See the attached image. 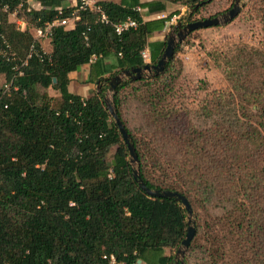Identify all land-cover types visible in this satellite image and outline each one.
<instances>
[{
    "label": "trees",
    "instance_id": "1",
    "mask_svg": "<svg viewBox=\"0 0 264 264\" xmlns=\"http://www.w3.org/2000/svg\"><path fill=\"white\" fill-rule=\"evenodd\" d=\"M69 1L24 7L31 23L20 30L7 15L25 0H0V73L11 82L0 92V264H106L103 255L111 254L136 264L147 251L159 254L156 264H172L186 233V211L173 198L148 196L138 186L102 90L105 78L147 63L146 46L148 63H156L167 37L147 39L178 13L144 20L137 6L152 13L177 3L192 16L213 8L214 0H101L111 22L130 17L138 26L118 34L111 23L96 21L95 10H80L73 27H53L45 53L31 29L69 16ZM262 4L254 0L256 10ZM5 37L21 60L3 53ZM92 54L98 57L88 80L103 86L84 97L69 90L68 74ZM222 59L229 87L208 92L194 110L178 102L182 70L174 56L161 73L124 79L112 97L124 125L123 90L144 107L140 136L125 125L140 178L150 188L184 194L192 207L195 233L184 264H264V48L238 46ZM38 86L55 88L59 106Z\"/></svg>",
    "mask_w": 264,
    "mask_h": 264
},
{
    "label": "rangeland",
    "instance_id": "2",
    "mask_svg": "<svg viewBox=\"0 0 264 264\" xmlns=\"http://www.w3.org/2000/svg\"><path fill=\"white\" fill-rule=\"evenodd\" d=\"M232 3L233 0H214L211 3L213 4V8L206 6L192 16L190 14L191 10L187 6L179 4L181 8L177 10L180 14L179 19H181L182 23H185L192 19L207 17L216 12L220 14L230 8ZM238 4L240 12L230 22L224 25L194 30L176 45L174 57L181 62L182 70L181 75L176 81V92L181 95L178 102H182L190 110L197 108L208 92L215 89L223 90L229 87L222 69V54L228 53L231 49L238 46L264 48V4L261 5L260 10L254 8V0H239ZM34 5H37L36 0H25L23 5L20 4L13 12L8 13V21L13 23L17 29H24L26 24L31 22L25 18L23 9L24 7H33ZM172 26L173 24L169 26L168 31L171 30ZM31 31L34 36V28ZM42 42L45 47L48 46L47 41L42 40ZM6 43H8V40ZM6 53L17 59H22L12 46L6 48ZM7 81L4 74L0 73V92L5 88V84H8ZM102 86L101 84L97 87L95 83H91L90 92H94ZM37 88L41 92L44 91L43 93L46 94L45 98H47V101L54 108L59 106L61 99L55 88L49 87L48 89H44L41 86ZM102 96L113 99L112 92L108 88L102 90ZM119 110L131 134L140 136L147 121L144 115L145 110L141 102L127 89L123 90L119 95ZM192 117L197 118L198 121H202V117H196L194 114H192ZM115 148L116 145L110 148L107 155L109 159H112ZM199 213L201 217H204L206 214L202 210H199ZM192 219L195 226L193 213ZM165 250V252L168 251L167 249ZM158 255H152L151 258L156 261ZM190 261L191 263L198 262L196 259H190Z\"/></svg>",
    "mask_w": 264,
    "mask_h": 264
},
{
    "label": "water",
    "instance_id": "3",
    "mask_svg": "<svg viewBox=\"0 0 264 264\" xmlns=\"http://www.w3.org/2000/svg\"><path fill=\"white\" fill-rule=\"evenodd\" d=\"M238 3L239 0H233V3L230 6V8L212 17H205L202 19L191 20L185 24H183L182 21L179 19L175 24H173L171 30H169L166 36L167 37L166 44L156 63H145L142 66H136L130 69H122L118 71L115 75L111 76L110 78H105L104 81L107 82L108 89L113 94L116 92V86L126 78L137 79L140 78L141 76H145V77L154 76L155 74L163 72L167 62L174 56L176 52V45L179 42L183 41V39L194 30L200 28H206L210 26L224 25L230 22L240 12V6ZM178 27H180V29L176 33L175 29ZM101 84L102 83L99 80L96 82L97 87H99ZM103 100L108 113L115 122L121 134V137L127 146L128 154H129V162L132 166L133 177L138 183V186L148 196L173 198L175 201L179 202L186 211V215H187L186 233L183 239L181 240L179 246L175 250L174 261L172 263V264H177V263L184 264L185 251L187 250L190 241L195 233V228L192 219V213H193L192 207L184 194L175 190L150 188L143 182V180L139 176V171L137 167L138 157L132 142V138L130 136V133L127 131L124 123L122 122L120 116L118 115L114 100L109 99L108 97H103ZM138 261H140V259H138Z\"/></svg>",
    "mask_w": 264,
    "mask_h": 264
},
{
    "label": "built area",
    "instance_id": "4",
    "mask_svg": "<svg viewBox=\"0 0 264 264\" xmlns=\"http://www.w3.org/2000/svg\"><path fill=\"white\" fill-rule=\"evenodd\" d=\"M70 1H72V0H70ZM70 1H69V5L73 7L71 14L69 16H65V17H58L52 21H47L44 23L43 26L36 27L34 30L35 31L34 38L36 41L41 42V40L48 39L52 33V29L54 26L62 25L65 28L73 27L76 20H78V18H79V15H78L79 11L84 10V9H93L96 12H98V16L96 18V21L111 23L115 29V32L118 34L123 32L124 30H127L128 28H134V27L138 26V21L136 19H133L130 17H127L126 19L121 20V21L111 22L107 16V14L101 8L100 4L94 0H79V2H77V0H73L74 4H70ZM136 9L141 11V8L139 6H137ZM57 10H58L59 14H62L64 9L61 6V7H57ZM179 16H180V14H177V13L171 15L169 20L166 23L169 25L174 24V22L179 19ZM84 37L86 38L85 34H84ZM4 43H5L6 48L9 47V44L6 43L5 40H4ZM32 52H33V45H31L27 57H30ZM43 52L46 53L47 51H45L43 48ZM3 53L6 54V50H3ZM142 54H143L144 58L147 55L145 53V51H142ZM97 57L98 56L96 54H92L88 59V64L93 63L97 59ZM10 85H11V82H9L8 84H5L4 92H7L9 90ZM103 258H105L106 264H125L124 262H118L116 260V258L114 257V255H112V254L111 255H103Z\"/></svg>",
    "mask_w": 264,
    "mask_h": 264
},
{
    "label": "crops",
    "instance_id": "5",
    "mask_svg": "<svg viewBox=\"0 0 264 264\" xmlns=\"http://www.w3.org/2000/svg\"><path fill=\"white\" fill-rule=\"evenodd\" d=\"M96 2L101 1V0H94ZM112 1H119V0H112ZM141 2H146L149 0H140ZM70 4H74V1H70ZM181 7L179 6V4H175V3H168L167 7L164 11H157V12H152L149 13L147 12V10L145 8H141V14H142V18L144 20H151V19H155V18H159L165 15H168L170 12H173L174 10L180 9ZM169 24L166 23L165 27L161 30H155L152 32V34L148 37V41L149 42H154V41H162L164 39L165 36H167L168 34V29H169ZM167 28V29H166ZM168 31V32H167ZM45 42L48 41L47 39H44ZM43 40V41H44ZM41 45L44 48L45 51L50 52L51 51V46L50 44L47 42V47H45V45H43V42L41 40ZM145 53L147 54L145 57V61L149 62V48L148 46H146V48L144 49ZM108 59H105V61H110ZM89 72H90V64L86 63L84 65H82L78 70L75 71H71L68 74V77L70 78L69 80V84H68V88L70 91L79 94L81 96L87 97L89 95H91L93 92H90V84L92 82H90L88 80L89 78ZM96 84V83H95ZM90 92V93H89ZM168 250V249H167ZM166 251V250H165ZM165 254H168L169 251L164 252ZM154 256V252L151 251H147L143 254L142 259H140V261H137L136 264H156L157 260L155 261L154 259L151 258V256Z\"/></svg>",
    "mask_w": 264,
    "mask_h": 264
},
{
    "label": "flooded vegetation",
    "instance_id": "6",
    "mask_svg": "<svg viewBox=\"0 0 264 264\" xmlns=\"http://www.w3.org/2000/svg\"><path fill=\"white\" fill-rule=\"evenodd\" d=\"M185 23H187V22H185ZM185 23H183V24H185ZM179 29H180V27L176 28L175 32L177 33L179 31Z\"/></svg>",
    "mask_w": 264,
    "mask_h": 264
},
{
    "label": "bare ground",
    "instance_id": "7",
    "mask_svg": "<svg viewBox=\"0 0 264 264\" xmlns=\"http://www.w3.org/2000/svg\"><path fill=\"white\" fill-rule=\"evenodd\" d=\"M179 14V13H178ZM182 15V14H181ZM181 20V19H180ZM167 29V28H166ZM168 32V31H167ZM149 52V51H148ZM142 56V55H141ZM145 59V58H144ZM148 63V62H147Z\"/></svg>",
    "mask_w": 264,
    "mask_h": 264
}]
</instances>
